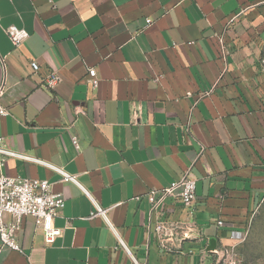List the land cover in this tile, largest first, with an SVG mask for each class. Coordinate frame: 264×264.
<instances>
[{
  "label": "crops",
  "instance_id": "obj_1",
  "mask_svg": "<svg viewBox=\"0 0 264 264\" xmlns=\"http://www.w3.org/2000/svg\"><path fill=\"white\" fill-rule=\"evenodd\" d=\"M10 26L29 34L20 47ZM263 55L264 0H0V147L77 181L0 155V175L66 202L62 237L46 244L26 217L22 253L0 264H226L264 202ZM188 170L195 206L152 213L147 193Z\"/></svg>",
  "mask_w": 264,
  "mask_h": 264
},
{
  "label": "built area",
  "instance_id": "obj_2",
  "mask_svg": "<svg viewBox=\"0 0 264 264\" xmlns=\"http://www.w3.org/2000/svg\"><path fill=\"white\" fill-rule=\"evenodd\" d=\"M148 24L151 21L148 20ZM7 36L14 47H20L29 37L25 29L16 26H10L5 29ZM34 72L39 71V65L36 61L31 62ZM89 83L92 86L98 85L96 69H89ZM60 81L56 72L51 73L44 79V86L54 88ZM2 90L0 91V95ZM9 115L5 106L0 104V119ZM74 143L78 145V140L74 138ZM0 155L23 158L36 163H41L54 171L60 173L64 181L77 183L76 177L69 175L63 169L34 159L25 155H20L10 150L0 147ZM197 181L190 170L186 171L181 179L171 183L168 187L162 189L161 196L156 199V191L150 190L147 193L152 213L157 212L165 199L171 198L180 203L187 209H192L197 201ZM96 210L91 217H102L107 220L108 210L102 209L97 205ZM66 202L62 195L56 194L51 189V184L47 180H38L30 178L10 177L0 175V254L4 249H11L22 253L19 242V233L22 230L23 220L26 217H32L35 220L37 229H40L46 244L52 245L63 235V229L55 225V221L60 211L65 208ZM10 218V220H9ZM222 225V222H219ZM163 226H159L158 231L162 232ZM120 243L121 240L119 239Z\"/></svg>",
  "mask_w": 264,
  "mask_h": 264
},
{
  "label": "rangeland",
  "instance_id": "obj_3",
  "mask_svg": "<svg viewBox=\"0 0 264 264\" xmlns=\"http://www.w3.org/2000/svg\"><path fill=\"white\" fill-rule=\"evenodd\" d=\"M264 68V55L262 59ZM238 244L224 249L226 264H264V202L255 213L247 233Z\"/></svg>",
  "mask_w": 264,
  "mask_h": 264
},
{
  "label": "water",
  "instance_id": "obj_4",
  "mask_svg": "<svg viewBox=\"0 0 264 264\" xmlns=\"http://www.w3.org/2000/svg\"><path fill=\"white\" fill-rule=\"evenodd\" d=\"M215 248H216L215 245H213V242H211L210 250H214Z\"/></svg>",
  "mask_w": 264,
  "mask_h": 264
}]
</instances>
